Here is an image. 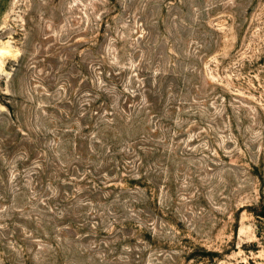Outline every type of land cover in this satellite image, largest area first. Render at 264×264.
Segmentation results:
<instances>
[{
	"label": "rangeland",
	"instance_id": "obj_1",
	"mask_svg": "<svg viewBox=\"0 0 264 264\" xmlns=\"http://www.w3.org/2000/svg\"><path fill=\"white\" fill-rule=\"evenodd\" d=\"M103 63L115 93L160 88L155 188L127 189L117 213L77 192L69 227L25 177L61 86ZM24 141L38 147L14 177ZM0 162V194L23 187L0 195V264H264V0H0Z\"/></svg>",
	"mask_w": 264,
	"mask_h": 264
},
{
	"label": "trees",
	"instance_id": "obj_2",
	"mask_svg": "<svg viewBox=\"0 0 264 264\" xmlns=\"http://www.w3.org/2000/svg\"><path fill=\"white\" fill-rule=\"evenodd\" d=\"M104 68L106 65L103 63L102 68H99L100 75L93 84L90 77L82 78V83L80 82L78 86L73 84L78 88L75 91L70 89L72 84L70 81L68 85L61 86L62 89L65 88L60 91L63 97L55 104L50 103L59 106L62 101L59 106L62 108L61 112H54L57 118L54 120L58 123L54 127L56 135L47 147H40L46 155L38 157L40 163L34 170L28 172L30 176L25 177L26 182L32 181L31 190H36L29 199L40 197L42 190L40 186L48 184L49 194L43 195L40 199L52 210L59 205L64 207L59 215L64 216L63 220L69 221L67 223L69 227H78L75 219L80 213L77 212L78 208L73 209V204L79 205L75 199L77 192L85 193L89 201L94 200L96 195L112 199L110 210L117 213L126 205L127 189L133 190L134 186H138L145 188L149 194L155 188L157 169L146 162L155 151L151 142L157 133V126L148 124L149 115L146 111L152 110V115L158 112L155 109L162 95L160 88L159 86L153 88L150 80L146 78L141 82L142 90L137 88L129 91L118 87L120 91L115 93L105 84L110 80L116 81L118 75ZM80 71L86 74L85 71ZM85 92L88 94L86 98L82 97ZM131 99L136 102L133 103ZM148 104L150 106H146ZM46 135L47 133L42 131L36 132L32 134L30 141L34 140L37 143ZM22 143L26 147L23 148L24 154L15 161L17 171L14 177L22 164L30 159L34 148L38 147L25 144V141ZM0 168L3 171V167ZM112 177L114 179L108 180ZM147 179L151 182H147ZM22 191L23 187L16 191L6 189L0 195L19 197ZM141 198L137 196L135 200ZM120 223L125 225L128 222ZM52 224V220L49 219L42 226L50 227ZM56 249L59 251V247Z\"/></svg>",
	"mask_w": 264,
	"mask_h": 264
}]
</instances>
